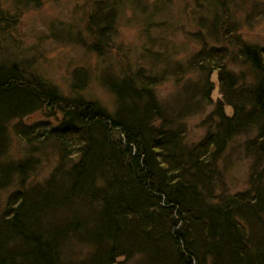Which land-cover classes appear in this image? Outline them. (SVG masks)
I'll list each match as a JSON object with an SVG mask.
<instances>
[{
	"label": "trees",
	"instance_id": "obj_1",
	"mask_svg": "<svg viewBox=\"0 0 264 264\" xmlns=\"http://www.w3.org/2000/svg\"><path fill=\"white\" fill-rule=\"evenodd\" d=\"M260 1L254 15L264 18ZM127 2L94 4L88 37L78 36L89 53L115 48ZM217 24L218 42L231 39L237 53L199 37L200 51L164 60L162 72L160 55L138 72L125 62L98 79L80 70L69 93L34 64L0 62V192L16 189L0 213V264H264V46ZM237 62L251 79L230 70ZM194 73L204 80L191 81ZM173 78L180 91L170 102L158 88ZM91 82L114 95L115 111L85 95ZM210 106L207 133L190 143L188 121ZM37 113L43 121L27 122ZM242 137L250 178L231 193L221 163Z\"/></svg>",
	"mask_w": 264,
	"mask_h": 264
},
{
	"label": "rangeland",
	"instance_id": "obj_2",
	"mask_svg": "<svg viewBox=\"0 0 264 264\" xmlns=\"http://www.w3.org/2000/svg\"><path fill=\"white\" fill-rule=\"evenodd\" d=\"M98 1L100 0H37V4L32 0H0V62L11 64L15 61L25 66L34 64L32 68L54 84L60 85L63 92L69 93L72 78L80 70L89 69L93 78L98 79V75L104 70L117 66L119 68L125 62L126 65L130 64L125 72H138L140 67L149 68L152 59L160 55L163 56V61L158 70L162 72L165 68L164 60L183 62L193 51H200L203 43L199 37H205L208 46L228 47V51L237 53V45L231 39L226 38L224 44L218 42L217 30L213 28V24L217 22L218 27H224L225 31L231 26L236 28L237 34L249 44L264 46V18L254 15L256 5H261L260 0H227L230 14L227 19L220 0H133V3L121 5L123 9L118 35L114 38L115 48L112 43L107 54L101 58L96 57L80 44L81 37L78 36L87 39L85 28L88 16L95 11L93 6ZM209 32L213 38L208 35ZM221 36L220 34L219 37ZM225 37L227 36L224 35ZM229 68L237 76L244 73L247 79H251L248 66L241 62L230 63ZM189 79L194 83L204 80L199 73L190 74ZM213 82H218L216 76L213 77ZM91 83L85 95L100 102L109 111H115L117 104L114 95L100 83ZM218 88L216 83L217 90L212 96L214 103L224 100ZM158 91L162 99L172 102L180 90L176 88L173 78L163 83ZM213 109L210 106L205 115H196L188 121L190 143H198L207 133L203 124ZM43 120V114L37 113L33 118L27 119V122ZM244 143V137L233 141L221 163L222 167L227 166L226 184L231 193L243 192L248 188L252 163L241 152L240 147ZM24 148L23 144L15 147L12 157H19ZM55 163L53 162V166ZM52 168L46 166L31 181H43L52 172ZM15 191V188H11L0 192V213ZM83 247L84 245H80L77 250H82ZM137 262L138 259H135L127 264H139Z\"/></svg>",
	"mask_w": 264,
	"mask_h": 264
}]
</instances>
